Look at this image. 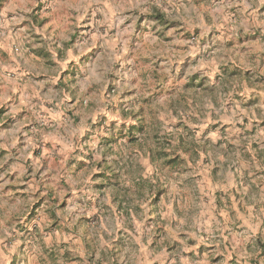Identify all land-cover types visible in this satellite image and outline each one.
Here are the masks:
<instances>
[{
  "label": "rangeland",
  "instance_id": "374dc122",
  "mask_svg": "<svg viewBox=\"0 0 264 264\" xmlns=\"http://www.w3.org/2000/svg\"><path fill=\"white\" fill-rule=\"evenodd\" d=\"M56 1L0 6V264H264V0ZM68 49L74 137L19 103Z\"/></svg>",
  "mask_w": 264,
  "mask_h": 264
},
{
  "label": "crops",
  "instance_id": "0c3cea01",
  "mask_svg": "<svg viewBox=\"0 0 264 264\" xmlns=\"http://www.w3.org/2000/svg\"><path fill=\"white\" fill-rule=\"evenodd\" d=\"M55 5L56 6H60V4H58V1L55 0ZM146 3V0H132V4L134 7H139L142 6ZM49 19H53V22H51L52 25H55L54 29L57 28L58 26V22H63V24H65L67 21H70L68 18L62 16L59 14V16H55L53 18H49ZM178 28H181V26H179ZM162 32V30H161ZM240 31H235L233 32L234 34H238ZM34 56V55H32ZM19 59V63L22 64L20 65V67L17 68V70L19 69V77L22 78V82H20L21 87L19 89H21V95L19 97V103L21 104V108L29 113L31 116L30 118H34L39 121L40 119L44 120V121H54V120H58L59 119V123H57V125L59 127L63 126L61 124L62 122V117H63V111L62 114L57 111H53V107H49L47 105H49L50 103H54V105H59V108L62 109V105L64 103V100L66 98H68V102H72L73 104H77L79 102V94L74 93L73 96H68V93L66 94L65 88H64V82H65V78L67 75V68L69 66V64L71 62H75L77 60V55L74 51H72V49H68V51L66 52L65 56H61V57H57L54 59V62L57 65L52 66L51 68H49L50 65H45L41 68H37L29 63L26 64V61L24 59V56L21 55ZM36 59H38L41 63L44 62L41 61V57H36ZM47 62L49 59H46ZM18 82V81H17ZM79 84V83H78ZM59 90V92L61 93L60 96V100L59 99H55L53 98L51 95L48 94V90ZM63 94V96H62ZM56 122V121H55ZM64 127V126H63ZM64 132L65 133H71L72 137H74L76 134L80 133L81 134V128L80 127H72L71 129L68 127H64ZM43 139L45 140H53L54 138L48 136L47 134H43ZM55 137V140L57 139H63V141H67L68 142V138L66 135H63L62 132L57 131V134ZM45 149V154L47 152V149ZM46 156V155H45ZM55 157L51 154V158L50 161L47 163L48 167L52 168L54 165L53 159ZM32 163H35V167H41L38 166L40 163V160L38 158L35 157V159L32 160ZM31 163V164H32ZM42 165V164H41ZM33 166V165H32ZM20 174L23 173V170L21 168H19V172ZM11 175L13 174L12 172L10 173ZM35 181L33 179H31L29 181V183H24L23 185V189L22 190H18L21 191V193L26 194L28 192V186H32L34 184ZM21 184V183H20ZM28 194V193H27ZM17 203H21L20 199H17ZM71 207V205H70ZM88 209H85V211H87ZM89 213V211H87V214ZM87 216L88 215H84Z\"/></svg>",
  "mask_w": 264,
  "mask_h": 264
},
{
  "label": "trees",
  "instance_id": "16d2710c",
  "mask_svg": "<svg viewBox=\"0 0 264 264\" xmlns=\"http://www.w3.org/2000/svg\"><path fill=\"white\" fill-rule=\"evenodd\" d=\"M1 5H2V0H0V6H1ZM133 128H135V127H133ZM139 128L142 130L141 127H139ZM151 152H153V157L156 156L154 150H151ZM158 158H159V159L162 158V154H161V152L158 153ZM167 160H168L167 162L170 163V164L177 163V162L179 161L178 159H175V158H174V159H171V158H170V159H167Z\"/></svg>",
  "mask_w": 264,
  "mask_h": 264
}]
</instances>
